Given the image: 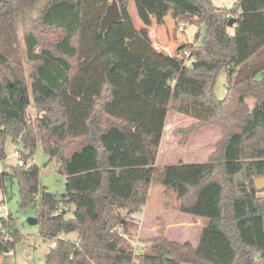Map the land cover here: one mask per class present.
<instances>
[{
  "label": "trees",
  "instance_id": "1",
  "mask_svg": "<svg viewBox=\"0 0 264 264\" xmlns=\"http://www.w3.org/2000/svg\"><path fill=\"white\" fill-rule=\"evenodd\" d=\"M111 1L0 0V161L8 139L22 143L24 161L40 144L61 160L66 190L58 197L41 188L33 159L1 169L0 188L16 180L21 208L36 205L40 193V233L56 241L45 264H133V214L147 203L167 116L176 111L197 120L174 130L179 145L205 126L222 130L207 173L194 182L174 177L166 188L167 197L178 188L182 209L209 222L195 248L169 239L161 219L157 235L142 239L148 246L140 264H264V188L255 186L264 176V0H237L231 8L159 0L178 20L205 26L199 43L182 42L177 50L189 49L191 64L154 46L136 27L129 0H117L123 19L102 31ZM152 1L141 0L143 9L152 13ZM228 13L237 20L232 27ZM19 17L27 22L25 54ZM222 69L227 94L220 99L214 86ZM29 85L37 126L28 113ZM212 183L218 196L216 190L201 195ZM13 219L11 213L0 219V255L18 241ZM5 226L13 239L4 238ZM71 232L76 241L62 236Z\"/></svg>",
  "mask_w": 264,
  "mask_h": 264
},
{
  "label": "rangeland",
  "instance_id": "2",
  "mask_svg": "<svg viewBox=\"0 0 264 264\" xmlns=\"http://www.w3.org/2000/svg\"><path fill=\"white\" fill-rule=\"evenodd\" d=\"M236 1L237 0H212L215 6L228 8L233 7ZM152 3L155 5L156 9L151 13L143 9L141 0H129L128 9L136 27L146 31L154 46L167 57L174 58L179 63H185V60L180 56L181 52L177 51L180 44L182 42L192 43L194 41L199 43L205 34V26L199 25L196 22L178 20L177 12L168 7L165 3L162 5L159 0H153ZM148 7L150 8L149 5ZM180 21L186 22L184 31H180L178 29ZM18 25L19 42L21 44L23 54H25L24 35L26 30L25 25H27V22H24V20H21L19 17ZM152 30L154 31V35ZM25 67L27 71V78L29 82H31L32 80L29 77L31 68L27 63L26 58ZM29 90L31 105L28 108V113L35 126H37L39 114L34 104L31 85H29ZM214 91L220 99L226 96L227 74L225 69L219 71ZM253 101V98H249V102L252 103ZM196 122L197 120L190 116L176 111L169 112L166 127L167 125H170V128L165 129L163 146L161 147L159 158L155 166V172L153 174L148 197L150 204L155 202H164L168 198L166 188L172 178L178 177L194 182L200 180L203 175L207 173L208 158L216 149L217 142L222 137L221 128L216 125H210L197 129L192 132L188 143L185 145H179L178 141L181 136L174 134V130L176 128L187 127ZM17 149H23L22 143L16 144L8 139L6 142L7 157L0 162V169H8L19 162V158L15 154ZM32 159L33 162L38 164L40 168L39 179L41 188L46 186L49 191L60 197L66 190V176L60 173L59 170L61 160L58 157L50 158L40 144L37 146ZM181 161H183V167L178 168L179 162ZM215 190L218 196L219 185L212 183L204 188L201 195L205 196L209 192L213 193ZM178 193V188L173 191L171 189L170 196H179ZM261 194L264 195V191ZM19 199L17 181L7 179L0 188V200L7 204L10 213L13 215L14 219L11 229L12 232H17L19 234V238L12 250V253H9L8 255H0V264H3L4 262H7V264H45L46 254L49 252L50 248V241L45 240L40 233V193L36 197V205L33 203L25 208H21L19 205ZM71 213L72 212H69L68 215L71 216ZM158 219L160 221L162 217L159 216ZM138 226L132 230L130 240L136 252L133 264H140V255L145 247L148 246L147 243L142 241V239L146 238L140 237ZM3 228L6 229V237L13 239L14 236L11 233L10 228L8 226ZM174 230L175 228H172L171 232H174ZM202 235L203 232H200V236ZM172 236L179 240H183L182 235L178 236L177 234H173ZM193 236H195L194 233ZM64 237L76 241L77 233L71 232L64 234ZM223 237L227 241L224 235ZM221 247L222 250H225L226 248L223 245ZM228 250H230L232 254V250ZM221 262H223V260H221Z\"/></svg>",
  "mask_w": 264,
  "mask_h": 264
},
{
  "label": "crops",
  "instance_id": "3",
  "mask_svg": "<svg viewBox=\"0 0 264 264\" xmlns=\"http://www.w3.org/2000/svg\"><path fill=\"white\" fill-rule=\"evenodd\" d=\"M152 32L154 35L153 30ZM164 137L165 135H163L160 144L158 158L161 147L163 146ZM140 212L143 216L142 221L138 222V229L141 238H150L157 235V230L159 228L158 217L161 216L165 222L166 235L169 239L178 242L190 241L195 248H198L201 241L200 232H203L207 228L209 222V218L207 217H201L200 215L184 211L182 209V202L178 196H171L164 202H155L151 204L149 203V200H147V203L143 206ZM172 228H175L174 232H171ZM193 233L195 236H193ZM171 234H177L178 236L182 235L183 240H179ZM62 236L64 237V234Z\"/></svg>",
  "mask_w": 264,
  "mask_h": 264
},
{
  "label": "built area",
  "instance_id": "4",
  "mask_svg": "<svg viewBox=\"0 0 264 264\" xmlns=\"http://www.w3.org/2000/svg\"><path fill=\"white\" fill-rule=\"evenodd\" d=\"M228 8V7H227ZM227 17H229V18H231L232 16L228 13L227 14ZM185 26H186V22L185 21H180L179 22V25H178V29L180 30V31H184L185 30ZM229 34L230 35H234V29L233 28H231L229 31ZM180 56L185 60V64H191L194 60H195V58L191 55V51L189 50V49H184L181 53H180ZM15 154L18 156V158H19V162H18V164L19 165H22V164H27V165H29L30 163H31V161H32V159L31 158H28L26 161H24V160H22V159H20V150L19 149H17L16 151H15ZM1 162V161H0ZM1 170V169H0ZM9 215H10V211H9V209H8V207H7V204L6 203H4V202H2L1 200H0V218H8L9 217ZM133 219H134V221H136L137 223L138 222H140V221H142V219H143V216H142V213L141 212H136V213H134L133 214ZM6 229L5 228H3L2 229V234H3V236H4V238L5 239H11V238H7L6 237ZM122 234V233H121ZM56 245V241L55 240H50V242H49V247H54ZM10 253H12V252H10ZM180 264H191V263H189V262H181Z\"/></svg>",
  "mask_w": 264,
  "mask_h": 264
},
{
  "label": "water",
  "instance_id": "5",
  "mask_svg": "<svg viewBox=\"0 0 264 264\" xmlns=\"http://www.w3.org/2000/svg\"><path fill=\"white\" fill-rule=\"evenodd\" d=\"M123 19V14L117 0H112L107 6L106 13L101 20V30L106 32L112 25ZM236 18H231L228 26L232 27L236 23ZM255 186L257 190L264 188V176L255 178Z\"/></svg>",
  "mask_w": 264,
  "mask_h": 264
}]
</instances>
